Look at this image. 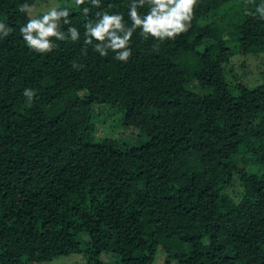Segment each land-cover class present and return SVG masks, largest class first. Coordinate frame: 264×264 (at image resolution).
Here are the masks:
<instances>
[{"label":"trees","instance_id":"obj_1","mask_svg":"<svg viewBox=\"0 0 264 264\" xmlns=\"http://www.w3.org/2000/svg\"><path fill=\"white\" fill-rule=\"evenodd\" d=\"M36 1L0 0V264H264V79L231 64L264 52V0H196L174 38L133 29L126 61L87 25L131 28L133 0H58L45 52L20 32Z\"/></svg>","mask_w":264,"mask_h":264},{"label":"clouds","instance_id":"obj_2","mask_svg":"<svg viewBox=\"0 0 264 264\" xmlns=\"http://www.w3.org/2000/svg\"><path fill=\"white\" fill-rule=\"evenodd\" d=\"M82 0H78V3ZM144 0H139L142 5ZM93 3H99V0H93ZM196 0H150V10L143 16L138 14L137 2L133 3L129 9V16L132 21L131 28H125L122 23L123 17L120 14H103L96 22V26L87 25V32L91 37L105 41L107 39V48L112 50L125 49L116 53V58L121 61H126L130 56V49L125 48L132 36L133 29L140 27L142 33L151 34L153 37L174 38L176 35L187 30L188 23L192 19L193 6ZM28 5L21 6V11H26ZM87 12V9H84ZM257 12L264 16V4L257 7ZM68 9L62 12H57L56 8L46 12L42 17L29 19L26 24L21 26L20 32L26 44L34 48L38 52H45L51 49L52 44L45 39L49 36H57L63 38L56 31V19L58 16H68ZM68 21L66 20L65 23ZM0 30H3V36L9 35L10 28L3 21H0ZM73 38L77 35L75 27L70 28ZM35 32V34H33ZM119 33V34H118ZM90 42V38H89ZM97 50L101 51L102 55H107V52L98 45ZM25 94L31 98L32 92L25 89Z\"/></svg>","mask_w":264,"mask_h":264},{"label":"rangeland","instance_id":"obj_3","mask_svg":"<svg viewBox=\"0 0 264 264\" xmlns=\"http://www.w3.org/2000/svg\"><path fill=\"white\" fill-rule=\"evenodd\" d=\"M38 4L36 7L33 8L31 11L32 16H38L40 13L44 14L48 11H51L53 8H56L59 6V1L58 0H37L36 1ZM234 70L236 72L242 73L244 70L245 75H243L242 80L244 83H246L249 86L256 85L258 83H261L264 79V52H257V53H250V54H235L232 58V63ZM96 107V115L98 114L99 108L101 107L100 105L95 106ZM105 108V107H104ZM102 108L99 111V115L102 118L103 122L96 124L98 125V129L96 134L101 133V137H114L117 133L118 130L113 129V126L118 123V119L120 117V114H111L108 115L106 112L103 113ZM107 111V110H106ZM108 112V111H107ZM114 131H116L114 133ZM134 133L132 131H126L124 133V137L120 135L121 140H125L126 142H132L134 141ZM237 186H234L231 189H236ZM231 192H235L232 191ZM160 254L158 253L156 256L155 261L153 264H159L160 260ZM102 259L105 261L109 260H114V257L111 256L110 254H104L102 256ZM83 261V257L81 254H70L67 256H60L58 258L53 259L50 262L43 263V264H68V263H76V262H81Z\"/></svg>","mask_w":264,"mask_h":264}]
</instances>
